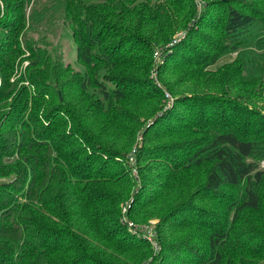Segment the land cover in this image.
Here are the masks:
<instances>
[{
	"label": "trees",
	"instance_id": "1",
	"mask_svg": "<svg viewBox=\"0 0 264 264\" xmlns=\"http://www.w3.org/2000/svg\"><path fill=\"white\" fill-rule=\"evenodd\" d=\"M195 1L65 0V12L74 28L77 59L86 67L82 75L70 64L54 59L48 49L28 36L33 25L27 26L25 1L0 0L1 29L7 32L0 34V175L13 172L17 183H28L23 194L26 202H14L12 193L2 192L0 187V264H56L67 253H72L73 259L65 264H175L181 251L194 258L191 262L180 259L179 264H264V169L260 162L264 159V115L258 120L248 118L241 129L233 113L218 108L224 111L223 116L199 123L204 132L208 131L204 140L189 149L171 142L169 148H174L167 152L162 141L180 132L172 120L181 124L184 121L177 105L192 114L198 105L187 95H179L174 106L143 132V145L136 153L140 187L130 214L143 221L154 215L149 209L164 192L169 191V198L178 191L177 179L170 176L177 165L214 163L203 190L219 192L223 198L225 186L239 189V197L226 204V210L233 209L234 215L228 219L225 212H200L199 216L207 219L202 227L208 229L201 233L179 219L174 227L159 228V251L132 235L119 220L120 205L133 189L128 151L137 130L132 127L135 118H127L128 111L122 110L118 102H127L129 94L149 101L165 95L161 89L152 95L134 86L131 74L151 66L149 58L156 45L166 46L177 30L191 17H197ZM204 2L198 23L214 32H197L193 37L201 36L203 46L209 49L205 56L211 59L206 61L214 63L217 57L237 50L245 59L248 75H263L264 0ZM6 11L17 14L5 20ZM42 18V10L34 9L30 15L32 24ZM181 45L184 48L185 43ZM196 53L194 59L179 54L183 59L177 66L197 61L204 52L200 48ZM25 58L30 61L27 75L11 81ZM102 67L113 78L120 75L117 86L107 88L97 81ZM24 78L35 85L37 95L29 86H20ZM165 81L169 84L170 78ZM92 85L100 87L103 97L90 103L88 90ZM41 90L46 93L41 94ZM51 100L57 103L53 119V108H47ZM207 101H212L214 115L218 114V101ZM160 103L158 100L150 107L156 111ZM68 122L69 132L62 128ZM88 148L93 152L99 148L101 156L90 154ZM102 153L108 158L98 164ZM7 154L19 158L6 163L2 157ZM115 156L125 160L116 161ZM155 156L167 165L161 167L160 176L150 174L158 169L149 164ZM160 190L164 191L162 195ZM250 211H262L263 216L255 217L253 225L248 226L245 218ZM184 237L187 242L179 240ZM197 239H203L201 245L193 244Z\"/></svg>",
	"mask_w": 264,
	"mask_h": 264
},
{
	"label": "rangeland",
	"instance_id": "2",
	"mask_svg": "<svg viewBox=\"0 0 264 264\" xmlns=\"http://www.w3.org/2000/svg\"><path fill=\"white\" fill-rule=\"evenodd\" d=\"M16 1H25L27 26L33 25V29H31V27L29 28L31 32L28 33V36L33 38V40L40 47L48 49L54 59H60L64 62V64H70L74 72L83 75L86 67L77 59V45L73 36L74 28L70 22V18L67 17L65 12L67 5L65 0ZM195 5L197 8V17H191L183 28L177 30L166 46L156 45L154 53L151 54L149 58L150 64L152 61L151 66H144L141 71L131 74L132 78L130 79L134 82V86H140L142 89L145 88L146 92L152 95H155L159 91L158 89H161L165 94V98L162 95L160 99L149 101L146 99H137L135 94H129L127 102H118V105L122 110L128 111L125 112L128 116L127 118H135V123L133 122L132 127H135L137 130L134 143L128 151V161L131 166L130 168H132L134 184L130 197L122 201L120 205L121 214L119 220L120 223L137 238L139 237L135 233L131 232L133 228L131 229L127 223L134 222L139 226L149 225L154 227L157 233L156 239L158 240V229L160 228L162 230L165 227H174L178 219L185 226L192 224L191 229H197V233L208 231V229L202 227V225L207 221L206 218L202 219V217L199 216V213L202 211L206 212L208 210H212L225 212L228 219H231L234 215L233 209L226 210V204L233 203L239 197V189L225 186L221 191L225 192V197L223 198H221V193L219 192L210 193L203 190L204 185L206 184L207 176L214 163H205L200 166H196L194 164L185 166V163L177 165L173 169L170 176L177 179L175 180V183L178 191L170 194V197L167 198L169 191L164 192L160 190L159 194L162 195L164 192V195L158 203L149 209L154 215H150L147 218L145 217L143 221L135 220L130 214V209L132 208V203L134 201V194L140 187V172L136 166V153L143 145V132L145 128L147 129L154 123L153 121L155 119L174 106L175 99L179 95H187L189 101L198 105L195 113L193 114L191 111H187L182 106L177 105V113L184 121L181 124L177 119L172 120V124H175L177 126V130H180V132L172 134L170 137H167L166 141H162L163 146L167 148V152H169L168 150L171 151V148H174H169L171 142L177 146L183 145L184 148L186 145L187 149H189L194 146L193 144H197L204 140L208 135V131L204 132V130L201 129V127H203L202 124H204L205 121L212 119L214 116H223L224 111L219 110L220 108L224 107L225 112L228 114L233 113L237 117L236 122L241 129L244 127V124H246L245 122L248 118H256L258 120L261 115H264V74L248 75V72L245 69V61H243L245 59L241 57L239 51L237 50H230L222 56L217 57V59L213 61L214 63H209V61L207 62V59H211L210 57L205 56L209 49L203 46V41L200 39L201 36L197 38L193 36L197 32L212 34L214 31L211 30L208 25L198 23L199 20H201V15L203 14V12H201V8H204V0H196ZM34 9L42 10L43 18L35 24H32L30 15ZM15 14L17 13L6 11L4 19L10 20V18H13ZM0 22H3V20ZM1 26L2 24H0V34H7V32L2 31ZM23 40L21 39V45L22 48H24V51H26V53L24 52L25 56H28L30 53L28 52V48H26ZM182 43H185L184 48L181 45ZM176 44L179 45L178 48ZM200 48H202L204 53H200L197 61L185 62L183 67L177 66V63H181V60L183 59V57L181 55L179 56V54H182L188 59H194L197 54L196 50L198 51ZM174 51L175 55L170 57ZM193 54L195 55L193 56ZM26 58L22 62V67L17 71V76L11 78V81H15L17 78H22L27 75L25 72H27V66L30 64V61ZM165 78H170L169 84H167ZM96 79L99 83L104 84L105 87L112 88L116 85V81L122 78L118 74L113 78L110 76L109 71L102 67L99 69ZM23 80L24 81L20 82V86H29L32 94L37 95V93H35L37 92L35 85L27 78H24ZM1 83L2 76L0 74V84ZM20 86L18 85V89ZM100 90V87L96 85H92L89 88L90 103L92 100H101L103 93ZM40 92L41 94L46 93L45 90H41ZM260 93L262 95H259ZM46 99H49L47 94ZM208 99L218 101V107L216 106V112L218 114L214 115L213 107L210 106L212 101H207ZM158 100H160L161 103L158 105L159 109L155 111L150 107V105H154V103H157ZM56 104L57 103H54L52 100L47 104L48 109L53 108V111L50 114L53 116L50 117V119L54 118V107ZM210 107L211 109H209ZM200 108H204L205 116L201 117ZM41 113H43V111H41ZM148 113L150 116H147ZM151 115L153 116L151 117ZM42 118L44 123L48 124L45 117ZM201 120H203V123L199 124L201 123ZM2 121L3 120L0 119V130H2ZM127 124L129 125V123ZM62 128L69 132L71 125L68 122L65 124V127ZM88 151H90V154L96 152L97 155L101 156L99 154L101 152L99 148L94 150V152L88 148ZM102 156L103 157L99 159L98 164L103 161V158H108V156L104 153H102ZM155 157V159L149 160V164L158 169L150 171V174L160 176V172H162L161 167H166L167 165L163 164L164 161L160 159L159 156ZM2 158L6 163H13V161L19 158V155L15 156L7 154ZM131 158L134 160L132 161ZM115 160L122 162L125 159L122 156H115ZM260 162L261 168L264 169V159L260 160ZM3 171L7 172V170ZM15 177L16 175L13 172L10 175H0L1 190L2 192L4 190L11 192L15 197L14 202H26L23 194L24 191L27 190L28 183L21 185L20 183H17V179ZM16 187H20L21 190H17ZM156 190L158 191L159 188H156ZM2 192L0 191V196H2ZM230 196L232 197L231 200ZM217 198L220 201H217ZM184 208L188 210L184 211ZM154 211L157 214H155ZM262 214V211H250L247 213L245 218V224L248 226L253 225V220H255L254 218L259 217ZM142 216L143 215H141V217ZM188 230L190 229H186L185 232H188ZM179 240L182 242L188 241L187 237ZM202 242L203 239H197L193 241V244L201 245ZM245 257L247 258V255ZM193 258L194 257L191 254L181 251L178 259L175 261V264H179L180 259L185 262H191ZM72 259L73 254L67 253L65 255V259L57 261L56 264H65Z\"/></svg>",
	"mask_w": 264,
	"mask_h": 264
},
{
	"label": "built area",
	"instance_id": "3",
	"mask_svg": "<svg viewBox=\"0 0 264 264\" xmlns=\"http://www.w3.org/2000/svg\"><path fill=\"white\" fill-rule=\"evenodd\" d=\"M131 159L132 161L134 160L133 158ZM127 225L130 226L131 229L133 228L131 232L135 233L139 238L150 242L156 251L161 249L160 242L156 239L157 233L154 227L149 225L139 226L134 222L127 223Z\"/></svg>",
	"mask_w": 264,
	"mask_h": 264
}]
</instances>
